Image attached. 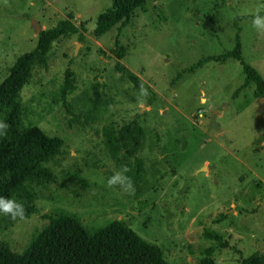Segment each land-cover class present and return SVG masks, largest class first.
<instances>
[{
  "label": "rangeland",
  "instance_id": "1",
  "mask_svg": "<svg viewBox=\"0 0 264 264\" xmlns=\"http://www.w3.org/2000/svg\"><path fill=\"white\" fill-rule=\"evenodd\" d=\"M110 5L0 0V83L40 30L68 16L84 24L83 40L54 41L20 91L23 125L62 147L44 164L52 178L33 185L38 212L0 214V238L20 253L47 216L67 215L89 233L123 221L172 264L264 256V96H253V83L236 92L245 75L232 57L187 71L232 50L238 33L243 59L264 78V33L252 27L264 0H147L96 38L95 20ZM66 68L73 85L63 100ZM123 165L134 194L106 187Z\"/></svg>",
  "mask_w": 264,
  "mask_h": 264
},
{
  "label": "trees",
  "instance_id": "2",
  "mask_svg": "<svg viewBox=\"0 0 264 264\" xmlns=\"http://www.w3.org/2000/svg\"><path fill=\"white\" fill-rule=\"evenodd\" d=\"M146 1L111 0V5L97 16L92 35L99 38L116 24H127L132 13ZM259 14H264V8ZM83 25L82 22L76 25L68 16L58 20L54 26L40 30L35 46L16 58L8 76L0 83V121L8 125L7 134L0 135V196L13 197L23 203L26 218L38 212L33 185L52 178L50 169L44 164L58 154L62 140L47 135L36 125L24 126L18 97L35 65L46 62L52 43L71 34H79L78 40L82 41ZM122 56L121 51L117 52V58ZM229 57L240 62L245 75L236 92L253 83V96L263 97L264 78L243 59L238 33L232 50L220 57L209 55L201 58L187 71H193L207 61H224ZM117 68L122 70V66ZM128 77L134 83L138 82L133 72L129 71ZM72 83V72L66 68L59 88L63 100L72 89ZM47 219V225L20 253L13 251L0 238V264H172L164 258L157 245L145 240L123 221L112 220L89 233L79 220L71 216H47ZM200 264L211 262L203 259ZM238 264H264V256L254 252Z\"/></svg>",
  "mask_w": 264,
  "mask_h": 264
},
{
  "label": "clouds",
  "instance_id": "3",
  "mask_svg": "<svg viewBox=\"0 0 264 264\" xmlns=\"http://www.w3.org/2000/svg\"><path fill=\"white\" fill-rule=\"evenodd\" d=\"M264 8V5L258 6L257 12L252 19V27L258 33H264V16L259 14V10ZM141 95L146 96L147 90L141 87ZM8 125L0 121V135H6ZM129 171L127 165H123L120 170L115 171L107 178L106 187L109 189L119 188L126 194H134L135 188L131 177L126 175ZM0 214L9 217L13 221L24 220L26 218V209L24 204L13 197L0 196Z\"/></svg>",
  "mask_w": 264,
  "mask_h": 264
}]
</instances>
